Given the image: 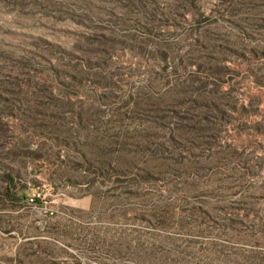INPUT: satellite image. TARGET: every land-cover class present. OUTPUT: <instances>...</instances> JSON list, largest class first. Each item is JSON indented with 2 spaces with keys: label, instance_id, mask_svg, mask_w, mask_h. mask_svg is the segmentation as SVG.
Masks as SVG:
<instances>
[{
  "label": "rangeland",
  "instance_id": "1",
  "mask_svg": "<svg viewBox=\"0 0 264 264\" xmlns=\"http://www.w3.org/2000/svg\"><path fill=\"white\" fill-rule=\"evenodd\" d=\"M0 264H264V0H0Z\"/></svg>",
  "mask_w": 264,
  "mask_h": 264
}]
</instances>
